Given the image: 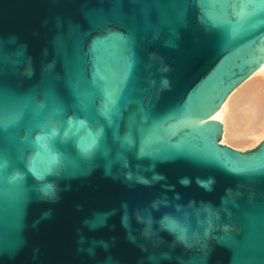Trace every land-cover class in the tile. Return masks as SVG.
Listing matches in <instances>:
<instances>
[{"label":"water","instance_id":"obj_1","mask_svg":"<svg viewBox=\"0 0 264 264\" xmlns=\"http://www.w3.org/2000/svg\"><path fill=\"white\" fill-rule=\"evenodd\" d=\"M261 65L264 0H0V264H264Z\"/></svg>","mask_w":264,"mask_h":264},{"label":"bare ground","instance_id":"obj_2","mask_svg":"<svg viewBox=\"0 0 264 264\" xmlns=\"http://www.w3.org/2000/svg\"><path fill=\"white\" fill-rule=\"evenodd\" d=\"M220 123L219 143L235 150L256 146L264 138V67L239 84L210 117Z\"/></svg>","mask_w":264,"mask_h":264},{"label":"rangeland","instance_id":"obj_3","mask_svg":"<svg viewBox=\"0 0 264 264\" xmlns=\"http://www.w3.org/2000/svg\"><path fill=\"white\" fill-rule=\"evenodd\" d=\"M249 149H251V148H249ZM246 150H248V149H246ZM240 151H244V150H240Z\"/></svg>","mask_w":264,"mask_h":264}]
</instances>
